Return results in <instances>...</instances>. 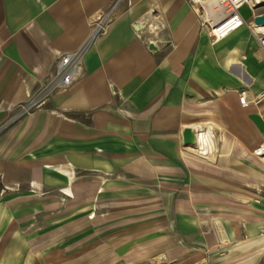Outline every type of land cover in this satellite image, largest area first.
Wrapping results in <instances>:
<instances>
[{"label":"crops","instance_id":"1","mask_svg":"<svg viewBox=\"0 0 264 264\" xmlns=\"http://www.w3.org/2000/svg\"><path fill=\"white\" fill-rule=\"evenodd\" d=\"M239 12L213 43L188 0H0V264H262L264 0Z\"/></svg>","mask_w":264,"mask_h":264},{"label":"built area","instance_id":"2","mask_svg":"<svg viewBox=\"0 0 264 264\" xmlns=\"http://www.w3.org/2000/svg\"><path fill=\"white\" fill-rule=\"evenodd\" d=\"M188 1L194 8L200 27L206 31L213 43L223 39L245 24L239 11L243 5L248 4L247 0ZM96 31L97 28L93 30L92 35L96 34ZM259 43L264 51V37H260ZM84 46L74 52L63 53L55 60L50 79L28 101L16 108L13 114L9 117L7 124L17 121L22 116L37 108L42 104L50 92L65 88L72 83L79 69L80 57ZM263 99L264 92L255 96L251 101L247 100V91L241 90L238 93L239 104L243 107H246L249 104H258ZM198 136H200V134H196L195 139ZM252 153L254 157L264 164V144L255 148ZM207 233L208 231L204 232V234ZM260 234L264 236V229L261 230Z\"/></svg>","mask_w":264,"mask_h":264},{"label":"water","instance_id":"3","mask_svg":"<svg viewBox=\"0 0 264 264\" xmlns=\"http://www.w3.org/2000/svg\"><path fill=\"white\" fill-rule=\"evenodd\" d=\"M253 23L256 26L264 27V14L257 15L253 19ZM149 48H152L149 46ZM199 135L200 133L194 130L186 129L183 132V143L185 145L194 146L195 145V135Z\"/></svg>","mask_w":264,"mask_h":264},{"label":"rangeland","instance_id":"4","mask_svg":"<svg viewBox=\"0 0 264 264\" xmlns=\"http://www.w3.org/2000/svg\"><path fill=\"white\" fill-rule=\"evenodd\" d=\"M9 120V118H6V119H4V122L3 123H5V125H9V124H11V123H9V124H7V121ZM15 122V121H14ZM14 122H12V123H14ZM262 264H264V255H263V257H262Z\"/></svg>","mask_w":264,"mask_h":264},{"label":"bare ground","instance_id":"5","mask_svg":"<svg viewBox=\"0 0 264 264\" xmlns=\"http://www.w3.org/2000/svg\"><path fill=\"white\" fill-rule=\"evenodd\" d=\"M198 1H201V0H197L196 2H198ZM251 1H252V0H247L248 3H251Z\"/></svg>","mask_w":264,"mask_h":264}]
</instances>
